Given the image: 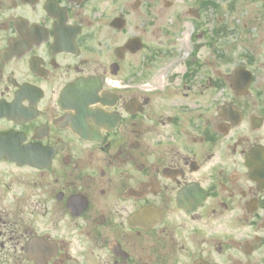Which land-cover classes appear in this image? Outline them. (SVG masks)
Segmentation results:
<instances>
[{"label": "flooded vegetation", "instance_id": "af4514ba", "mask_svg": "<svg viewBox=\"0 0 264 264\" xmlns=\"http://www.w3.org/2000/svg\"><path fill=\"white\" fill-rule=\"evenodd\" d=\"M0 264H264V0H0Z\"/></svg>", "mask_w": 264, "mask_h": 264}]
</instances>
